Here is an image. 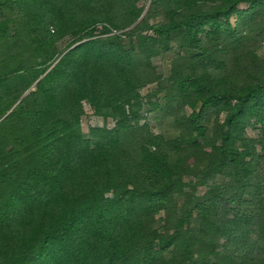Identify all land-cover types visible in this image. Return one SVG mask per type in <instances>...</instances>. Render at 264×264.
Returning a JSON list of instances; mask_svg holds the SVG:
<instances>
[{
    "label": "trees",
    "instance_id": "trees-1",
    "mask_svg": "<svg viewBox=\"0 0 264 264\" xmlns=\"http://www.w3.org/2000/svg\"><path fill=\"white\" fill-rule=\"evenodd\" d=\"M0 264H264V0H0Z\"/></svg>",
    "mask_w": 264,
    "mask_h": 264
},
{
    "label": "rangeland",
    "instance_id": "rangeland-1",
    "mask_svg": "<svg viewBox=\"0 0 264 264\" xmlns=\"http://www.w3.org/2000/svg\"><path fill=\"white\" fill-rule=\"evenodd\" d=\"M67 40H68L67 38H64L59 42V44L64 45L67 42ZM154 62L156 63L160 71L167 70L168 64H167V60L164 57H160V56L155 57ZM146 91H147V87L143 89V92H146ZM85 109H86V112L82 116V124H83L84 130L87 131L90 125L98 124L99 120L101 121V117L96 115L93 112L92 107L87 102H85ZM146 119L149 120V122L152 124V126L154 127L156 131L168 129L171 127L170 125H168L166 121H164L163 118L161 119L156 118L155 113H149ZM108 120H109V123L112 124L113 119L110 117ZM248 133L250 135L257 136L259 134V129L253 126H249ZM202 191H203V188L201 192Z\"/></svg>",
    "mask_w": 264,
    "mask_h": 264
},
{
    "label": "built area",
    "instance_id": "built-area-1",
    "mask_svg": "<svg viewBox=\"0 0 264 264\" xmlns=\"http://www.w3.org/2000/svg\"><path fill=\"white\" fill-rule=\"evenodd\" d=\"M114 124V120L112 121V124L111 125H113Z\"/></svg>",
    "mask_w": 264,
    "mask_h": 264
}]
</instances>
